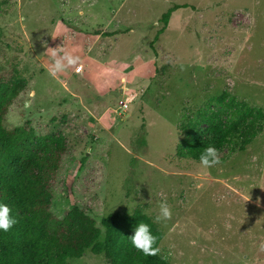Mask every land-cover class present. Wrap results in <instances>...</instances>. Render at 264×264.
<instances>
[{
  "label": "rangeland",
  "instance_id": "rangeland-1",
  "mask_svg": "<svg viewBox=\"0 0 264 264\" xmlns=\"http://www.w3.org/2000/svg\"><path fill=\"white\" fill-rule=\"evenodd\" d=\"M176 5L188 7L159 34ZM49 49L80 70L49 75ZM0 82L25 86L5 126L66 150L49 190L57 218L154 222L166 201L171 218L154 223L168 264H264V131L211 168L178 153L186 124L215 145L196 122L224 92L264 110V0H0ZM68 264L109 262L87 251Z\"/></svg>",
  "mask_w": 264,
  "mask_h": 264
},
{
  "label": "trees",
  "instance_id": "trees-1",
  "mask_svg": "<svg viewBox=\"0 0 264 264\" xmlns=\"http://www.w3.org/2000/svg\"><path fill=\"white\" fill-rule=\"evenodd\" d=\"M188 6H174L161 17L163 34L172 14ZM158 40V35L154 41ZM22 84L0 82V203L7 204L16 223L0 231V264H68L87 251L104 255L109 264H168L159 254L145 256L129 240L139 222L148 223L159 248L163 233L141 210L132 215L113 213L101 224L78 209L63 219L50 210L49 190L60 170L65 148L53 136H38L28 126L8 129L5 117ZM215 139V147L228 155L245 152L264 131V110L224 92L199 113ZM191 124L182 125V159L199 162L204 147L191 138ZM221 162L223 159H220Z\"/></svg>",
  "mask_w": 264,
  "mask_h": 264
},
{
  "label": "clouds",
  "instance_id": "clouds-1",
  "mask_svg": "<svg viewBox=\"0 0 264 264\" xmlns=\"http://www.w3.org/2000/svg\"><path fill=\"white\" fill-rule=\"evenodd\" d=\"M51 63L48 65V73L56 77L58 73H63L69 68L76 67L80 63V57L69 51L60 54L57 49H49ZM79 71V67H76ZM199 163L204 168H211L221 163L219 150L215 146H206L199 156ZM170 206L166 201L159 204V214L154 217V222L168 220L171 218ZM16 223L11 215L10 207L5 203H0V231L7 232ZM131 245L145 256H155L160 249L156 246L157 237L153 234L148 223L139 222L129 238Z\"/></svg>",
  "mask_w": 264,
  "mask_h": 264
},
{
  "label": "built area",
  "instance_id": "built-area-1",
  "mask_svg": "<svg viewBox=\"0 0 264 264\" xmlns=\"http://www.w3.org/2000/svg\"><path fill=\"white\" fill-rule=\"evenodd\" d=\"M124 109H128V105H124V107H123Z\"/></svg>",
  "mask_w": 264,
  "mask_h": 264
}]
</instances>
